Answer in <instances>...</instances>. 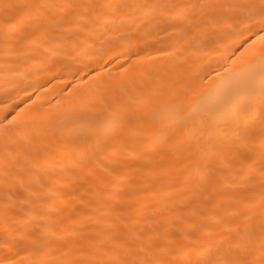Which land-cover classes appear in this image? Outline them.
I'll list each match as a JSON object with an SVG mask.
<instances>
[{
	"label": "bare ground",
	"instance_id": "1",
	"mask_svg": "<svg viewBox=\"0 0 264 264\" xmlns=\"http://www.w3.org/2000/svg\"><path fill=\"white\" fill-rule=\"evenodd\" d=\"M0 264H264V0H0Z\"/></svg>",
	"mask_w": 264,
	"mask_h": 264
}]
</instances>
